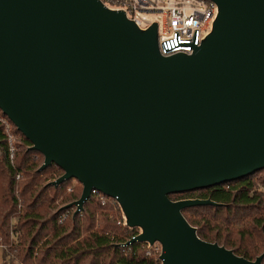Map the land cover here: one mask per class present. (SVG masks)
I'll return each mask as SVG.
<instances>
[{
    "label": "water",
    "instance_id": "water-1",
    "mask_svg": "<svg viewBox=\"0 0 264 264\" xmlns=\"http://www.w3.org/2000/svg\"><path fill=\"white\" fill-rule=\"evenodd\" d=\"M213 28L192 54L164 56L159 25L140 28L101 0H0V108L77 179L114 198L129 243L162 244V264H264L202 239L170 195L264 169V0H212Z\"/></svg>",
    "mask_w": 264,
    "mask_h": 264
},
{
    "label": "trees",
    "instance_id": "trees-1",
    "mask_svg": "<svg viewBox=\"0 0 264 264\" xmlns=\"http://www.w3.org/2000/svg\"><path fill=\"white\" fill-rule=\"evenodd\" d=\"M14 128L18 149L13 165L9 141L0 125V243L2 240L7 245L2 264H160L146 255L145 242L123 246L137 230L124 225L123 212L115 199L107 197L102 203L94 194L78 213L75 207H66L80 198L82 184L72 179L52 185L50 182L64 171L55 163L41 171L44 155L32 150L30 140ZM18 173L22 174L21 211L16 194ZM73 184L74 191L68 192ZM262 186L264 169L170 197L216 201L218 204L187 207L183 213L202 239L219 242L254 260L264 254ZM14 217L17 220L13 225Z\"/></svg>",
    "mask_w": 264,
    "mask_h": 264
},
{
    "label": "built area",
    "instance_id": "built-area-1",
    "mask_svg": "<svg viewBox=\"0 0 264 264\" xmlns=\"http://www.w3.org/2000/svg\"><path fill=\"white\" fill-rule=\"evenodd\" d=\"M105 6L113 10H123L127 16L132 19L140 28L146 29L153 22L157 21L159 25V50L164 56H170L175 53H188L192 54L196 51L204 42L205 38L211 32L213 24L217 18L219 8L216 2L212 0H198L201 4H204V8L193 7L190 13L187 12V7L180 1H161L157 0H101ZM148 13H160L161 21L154 19L152 22L147 23ZM0 125H2L4 133L9 141V153L12 164L15 162V155L18 149L17 139L18 136L14 132L15 124L11 119L5 115L0 108ZM18 182L17 185V198L19 201V209H22V199L20 196L19 182L22 180V174L18 173L16 176ZM75 181L77 179H74ZM68 192L74 191V184L67 188ZM96 195L102 202H106V198L109 197L103 192L94 189L92 195ZM111 198V197H110ZM114 199V198H113ZM116 200V199H115ZM117 201V200H116ZM118 203V202H117ZM119 204V203H118ZM120 206V205H119ZM121 208V207H120ZM123 212V211H122ZM64 217V216H63ZM124 225H127L125 215L123 213ZM17 217H14L12 224L16 223ZM131 228V227H130ZM136 229L137 233L131 237L135 239L138 234L142 232L141 228ZM125 243L126 246L130 243ZM147 244L146 255L154 258L157 262L162 264L160 258L163 248L160 242L154 244ZM0 246L7 249V245L1 240Z\"/></svg>",
    "mask_w": 264,
    "mask_h": 264
},
{
    "label": "rangeland",
    "instance_id": "rangeland-1",
    "mask_svg": "<svg viewBox=\"0 0 264 264\" xmlns=\"http://www.w3.org/2000/svg\"><path fill=\"white\" fill-rule=\"evenodd\" d=\"M161 1H165V2H168V1H172V2L180 1L187 7V12L188 13H190L192 11L193 7H197V8H201V9L204 8V4H201L198 0H157V2H159V3ZM147 17H148V19L146 20L147 23L152 22L154 19H158V20L161 21L160 13H148ZM261 188L264 191V186H262ZM82 190H83V187H82ZM4 250H6V248L0 246V264H2V262H3V251ZM261 254H259L258 256H260ZM11 257L13 258L14 256L11 255Z\"/></svg>",
    "mask_w": 264,
    "mask_h": 264
}]
</instances>
